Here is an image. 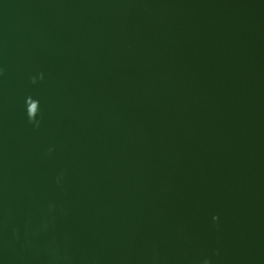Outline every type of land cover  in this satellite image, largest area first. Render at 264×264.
I'll list each match as a JSON object with an SVG mask.
<instances>
[{"label": "water", "instance_id": "obj_1", "mask_svg": "<svg viewBox=\"0 0 264 264\" xmlns=\"http://www.w3.org/2000/svg\"><path fill=\"white\" fill-rule=\"evenodd\" d=\"M0 264H264V0H0Z\"/></svg>", "mask_w": 264, "mask_h": 264}]
</instances>
